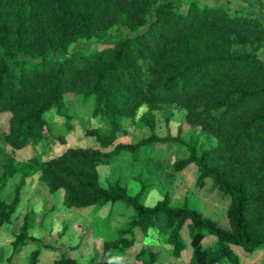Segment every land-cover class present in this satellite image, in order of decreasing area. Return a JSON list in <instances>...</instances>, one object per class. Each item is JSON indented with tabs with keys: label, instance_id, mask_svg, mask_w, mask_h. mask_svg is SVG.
<instances>
[{
	"label": "trees",
	"instance_id": "16d2710c",
	"mask_svg": "<svg viewBox=\"0 0 264 264\" xmlns=\"http://www.w3.org/2000/svg\"><path fill=\"white\" fill-rule=\"evenodd\" d=\"M261 5L264 0H243ZM115 27L128 33L102 47L76 49L80 40H104ZM264 22L257 14L224 5L190 0L185 12L174 0H0V113H10L6 143L13 150L54 138L45 113L60 106L67 93L94 101L108 131L89 127L86 135L96 146L69 147L49 158L35 157L41 182L52 193L64 190V204L86 209L117 203L135 212L117 238L104 243V264H112L119 240L139 227L147 232L146 216L164 215L175 222L170 241L180 239L188 221L197 228L193 264H243L235 246L246 252L264 249ZM178 105L186 119L207 134V141L161 137L155 115L145 112L143 124L151 135L136 144L118 143L126 121H134L144 105ZM60 143L66 144L64 136ZM156 143H184L188 155L174 162L177 172L195 165L201 182L211 179L230 198V228L187 202L176 204L169 192L155 205L144 203L148 188L141 178L132 195L126 183L103 184L101 158L131 152L141 159L142 149ZM13 156L0 147V195L14 168ZM21 201L16 188L10 208L0 206V229L11 224ZM30 211L12 242L15 252L30 238ZM216 238L215 250L203 246ZM142 264H157L148 248ZM40 250L28 264H38ZM52 264H78L62 255ZM135 264V263H132Z\"/></svg>",
	"mask_w": 264,
	"mask_h": 264
},
{
	"label": "rangeland",
	"instance_id": "374dc122",
	"mask_svg": "<svg viewBox=\"0 0 264 264\" xmlns=\"http://www.w3.org/2000/svg\"><path fill=\"white\" fill-rule=\"evenodd\" d=\"M182 12L188 8L190 0H174ZM202 4L224 5L245 9L258 15L264 22V9L261 5H249L243 0H199ZM128 29L115 27L104 40H80L70 47L90 49L111 43L113 39L128 33ZM264 58V48L259 52ZM94 101L76 93H67L60 106L45 113L51 123L54 138L43 140L40 144H31L21 150H13L5 141L9 128L10 113H0V147L15 159L14 168L8 178L7 185L0 195V206L10 208L15 197L16 188L21 185V201L13 213L11 224L0 229V264H28L33 251L40 250L38 264H52L62 255H70L78 264H104V243L117 238V231L126 228L135 212L124 204L97 205L86 209H70L64 204V190L52 193L48 186L41 182L40 165L35 157L49 158L61 154L69 147L96 146L95 139L86 135L89 127H100L108 131V124L101 116L93 114ZM145 112L155 115V132L161 137H181L185 141L198 139L207 141L208 136L201 128L192 126L186 119L187 111L178 105H144L138 111L134 121H126L120 131L118 143L136 144L151 135L148 126L142 123L141 116ZM64 136L66 144L60 143ZM141 159H133L131 152H123L119 156L99 160V171L103 184L120 180L129 187L130 194H136L141 188V179L148 188L144 203L155 205L169 192L176 204L187 202L200 209L205 216L211 217L223 228L229 229L227 210L230 198L221 187H214L211 179L199 181L195 165L177 172L174 162L188 155L184 143H156L145 146ZM141 178V179H140ZM30 238L19 252H15L12 242L15 233L24 227L27 214ZM149 223L147 232L139 227L132 234H126L119 240V246L112 253V264H142L148 248L158 254L157 264H193L192 238L197 230L188 221L181 230L180 239L170 241L175 222L164 215L146 216ZM216 238L207 236L203 246L210 251L215 250ZM234 249L243 264H264V249L246 252L242 247ZM219 264H229L223 261Z\"/></svg>",
	"mask_w": 264,
	"mask_h": 264
}]
</instances>
